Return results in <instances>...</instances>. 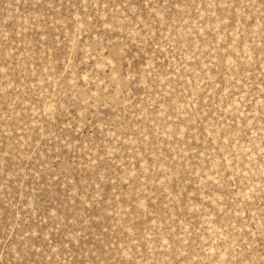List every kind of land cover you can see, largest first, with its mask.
I'll list each match as a JSON object with an SVG mask.
<instances>
[{
    "label": "rangeland",
    "instance_id": "1",
    "mask_svg": "<svg viewBox=\"0 0 264 264\" xmlns=\"http://www.w3.org/2000/svg\"><path fill=\"white\" fill-rule=\"evenodd\" d=\"M0 264H264V0H0Z\"/></svg>",
    "mask_w": 264,
    "mask_h": 264
}]
</instances>
